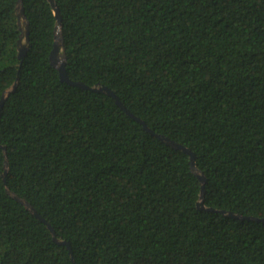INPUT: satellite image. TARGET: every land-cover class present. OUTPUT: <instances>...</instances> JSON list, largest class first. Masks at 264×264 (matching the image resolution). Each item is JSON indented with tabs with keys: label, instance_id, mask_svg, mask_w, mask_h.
I'll list each match as a JSON object with an SVG mask.
<instances>
[{
	"label": "trees",
	"instance_id": "obj_1",
	"mask_svg": "<svg viewBox=\"0 0 264 264\" xmlns=\"http://www.w3.org/2000/svg\"><path fill=\"white\" fill-rule=\"evenodd\" d=\"M55 2L67 76L193 151L215 210L186 152L60 80L49 0L22 59L0 0V264H264V0Z\"/></svg>",
	"mask_w": 264,
	"mask_h": 264
},
{
	"label": "water",
	"instance_id": "obj_2",
	"mask_svg": "<svg viewBox=\"0 0 264 264\" xmlns=\"http://www.w3.org/2000/svg\"><path fill=\"white\" fill-rule=\"evenodd\" d=\"M50 5L53 9L54 15L57 19V23L55 26V30H54V42H53V47L49 53V59H50V63L51 65H53L54 67L57 68L58 73H59V78L61 81H64L68 84L74 85V86H78V87H82L85 89H90V90H94V91H98V92H104L107 95L111 96L114 98L115 103L117 105H119L126 113H128L132 118H134L135 120H137L138 122H140L144 129H146L147 131H149L152 135L157 136L161 141H163L164 143L170 145L171 147L177 148V149H181L184 152H186L189 155V166L191 171L197 175L200 183H201V199L197 202V207L200 209H209V210H215L214 208L211 207H205L204 203H203V193H204V182H205V176L199 171V169L196 166L195 163V155L193 153V151H191L188 147L182 145L179 142L174 141L173 139L169 138L168 136H165L163 134H158L155 133L153 130H151L146 123L140 119L139 117H136L128 108L125 107V105L121 102V100L119 99V97L115 94V92H113L109 87L105 86V85H92L89 86L85 83H83L82 81H74L72 79H70L65 71V59H66V55L64 53V46H63V38H62V33H61V29H60V24H61V16L59 13V9L58 6L55 2V0H49ZM17 18H18V26H19V30H20V36L18 38V56L19 58H23L24 54H25V50L28 44V33H29V27H28V21L27 18L24 14V10H23V6H22V0H17ZM5 99V95L2 96L1 101H0V110L2 108V104L3 101ZM4 154H5V148H3ZM7 160H5L4 162V167L5 170L2 174L4 182H5V174L7 172ZM7 192L9 193V195L11 197H13L14 199H16L17 201H19L20 203H22L31 213H33L34 215H36L39 219H41L49 228V230L52 233V237L55 241H57L58 243L61 244H65L67 246V248L69 249V252L71 254V247L70 244L66 241L63 240H58L55 232L52 228V226L42 217L38 214V212L36 211V209L26 200H24L23 198L19 197L17 194H15L14 192L7 190ZM221 213L232 216L234 218H247V219H255V220H259V218L253 217V216H243L240 214H237L233 211L230 210H219Z\"/></svg>",
	"mask_w": 264,
	"mask_h": 264
}]
</instances>
